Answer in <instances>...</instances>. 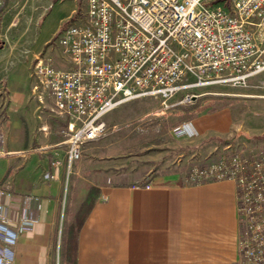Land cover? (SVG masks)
<instances>
[{
  "label": "crops",
  "instance_id": "obj_1",
  "mask_svg": "<svg viewBox=\"0 0 264 264\" xmlns=\"http://www.w3.org/2000/svg\"><path fill=\"white\" fill-rule=\"evenodd\" d=\"M40 2L34 0L22 30L8 32L11 26L0 14L2 203L11 229L24 211L36 221L9 248L11 264H241L245 226L233 182L195 184L180 172L135 182L126 167L120 170L119 160L98 162L87 146L68 168L62 135L66 119L53 114L48 97L32 91L35 60L51 54L49 40L65 20L52 21L48 31L52 8ZM254 31L263 47L264 27ZM53 58L54 67L67 64ZM250 84L264 90V75ZM186 133L184 139L195 141L235 135L228 111L221 108L192 116ZM62 176L72 180L75 217L90 203L80 225L76 218L64 233L57 224Z\"/></svg>",
  "mask_w": 264,
  "mask_h": 264
},
{
  "label": "built area",
  "instance_id": "obj_2",
  "mask_svg": "<svg viewBox=\"0 0 264 264\" xmlns=\"http://www.w3.org/2000/svg\"><path fill=\"white\" fill-rule=\"evenodd\" d=\"M263 27L264 0H85L57 37L68 69L55 68L51 54L38 56L32 68V91L66 119L68 168L106 136V116L125 104L152 98L167 112L179 93L188 102L208 87H248L264 75V46L254 31ZM188 124L173 131L185 135ZM189 180L233 182L245 226L241 264H264V150L245 157L232 150L194 168ZM3 195L0 264H11L9 248L36 221L24 211L11 229Z\"/></svg>",
  "mask_w": 264,
  "mask_h": 264
},
{
  "label": "rangeland",
  "instance_id": "obj_3",
  "mask_svg": "<svg viewBox=\"0 0 264 264\" xmlns=\"http://www.w3.org/2000/svg\"><path fill=\"white\" fill-rule=\"evenodd\" d=\"M40 1L44 9L52 8L47 22L49 31L52 21H55V25L57 20L65 19L60 27L74 22L85 0ZM33 4L34 0H0L1 18L11 26L8 32L22 30L23 21L31 17L28 12ZM72 10L74 12L71 14ZM68 15L71 16L66 19ZM59 31L49 40L47 51H52L53 57L64 62L57 43ZM66 65L55 68L63 69ZM194 95L199 97L187 102L179 93L173 99L177 105L167 112H162L159 101L152 98L125 104L106 116V136L85 147L92 148V156L98 162L119 160L122 164L120 170L126 167L135 182L165 172L189 175L194 168L216 161L219 156L232 150L244 157L264 150V90L255 91L251 84L246 88L213 86L198 90ZM218 108L227 110L231 118L235 135L229 140L195 141L194 138L184 139L183 135L178 136L173 131L189 123L192 116L206 109L214 111ZM65 181L62 176L57 217L62 233L66 225L76 223V217L70 210L72 180Z\"/></svg>",
  "mask_w": 264,
  "mask_h": 264
},
{
  "label": "trees",
  "instance_id": "obj_4",
  "mask_svg": "<svg viewBox=\"0 0 264 264\" xmlns=\"http://www.w3.org/2000/svg\"><path fill=\"white\" fill-rule=\"evenodd\" d=\"M90 207V203L87 201V202H85L83 205H82V207H81V209H80V211H79V213H78V215H77V221H78V223H79V225H80V223L84 220V217H85V213H86V211H87V209Z\"/></svg>",
  "mask_w": 264,
  "mask_h": 264
},
{
  "label": "water",
  "instance_id": "obj_5",
  "mask_svg": "<svg viewBox=\"0 0 264 264\" xmlns=\"http://www.w3.org/2000/svg\"><path fill=\"white\" fill-rule=\"evenodd\" d=\"M199 96H195L193 99H196V98H198Z\"/></svg>",
  "mask_w": 264,
  "mask_h": 264
}]
</instances>
